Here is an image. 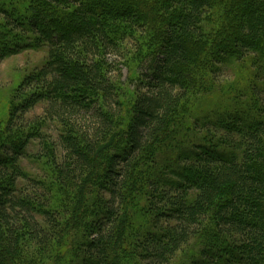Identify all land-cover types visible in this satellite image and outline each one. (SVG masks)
I'll return each mask as SVG.
<instances>
[{"label":"trees","instance_id":"obj_1","mask_svg":"<svg viewBox=\"0 0 264 264\" xmlns=\"http://www.w3.org/2000/svg\"><path fill=\"white\" fill-rule=\"evenodd\" d=\"M12 2L0 5V32L26 30L20 19H32L31 38L48 45V57L22 81L7 123L13 141L0 147V264L14 262L9 256L27 236L40 245L55 240L58 204L72 187L64 237L71 259L60 246L54 264H141L124 263L131 247L142 263L170 264L197 236L202 247L188 264H264V0ZM129 26L147 34L154 63L137 79L128 120L118 126L126 103L110 59L124 57ZM221 64L236 67L237 79L215 92L209 76ZM192 88L218 100L195 95L206 106L193 114ZM42 101L54 141L40 127H25L27 137L13 130ZM31 138L42 151L31 150ZM29 153L46 154L45 179L28 176L20 160ZM142 153L153 163L132 173Z\"/></svg>","mask_w":264,"mask_h":264},{"label":"rangeland","instance_id":"obj_2","mask_svg":"<svg viewBox=\"0 0 264 264\" xmlns=\"http://www.w3.org/2000/svg\"><path fill=\"white\" fill-rule=\"evenodd\" d=\"M29 2L31 0H28ZM3 3H7L13 8V3L12 0H0V5H4ZM15 9L18 10V12L22 15L23 17V7L19 6L16 7ZM39 11L36 10H31L30 15H35ZM12 14L14 16H19L15 10H13ZM1 15V13H0ZM20 19V18H19ZM25 25L23 26L26 30H23L20 28L18 30H11L10 28H7V32H12V35L1 33L0 32V147L4 145L8 139V141H13V136H9L8 131H7V123L9 120V117L13 113V108L19 101L18 98L19 96H23L20 89V85L22 81L25 79V77L30 74L33 70L36 68H39L44 62L46 61L48 57V45L43 44L42 41L38 42L37 38H31L32 34H30V26L32 23V19L23 17L20 19ZM0 23H3V16L0 17ZM6 29V27H3ZM128 31L132 34H130L126 40L121 41V47L123 51L124 57L121 59H110L114 61L116 64V69L117 72L114 74V79L118 83L119 87V92H120V97L123 101H125L124 109H122V112L120 116L118 117L117 124L118 126H121L125 124V121L128 120V114L129 109H130V103L134 100V96L136 93V86H137V79H139L141 76H145L149 74V71L152 72V65L154 63V56L152 52L148 51V36L147 34H140V32L135 28V27H128ZM15 33L17 36H15ZM29 37V42L26 43L27 38ZM9 44V45H8ZM21 44H24L21 45ZM147 51V52H145ZM2 52V53H1ZM220 67L221 72L217 73V76L212 74L209 77L213 78L215 81V86L217 85H227L234 83L235 80L237 79V68L234 67L233 65H225L221 64ZM192 86V85H191ZM190 93V98L192 99V107H193V114H202L203 110L205 109L204 107L206 104L204 103V100H218L215 99L217 94H212L208 92H203L204 97L201 96V100L193 102V98L197 99L196 97L198 95H202L200 91H196L194 88H192ZM215 92L221 91V89L217 86V88L214 90ZM206 94V95H205ZM25 95V93H24ZM195 95H197L195 97ZM208 97V98H207ZM44 102H39L35 105L34 108H32L26 115H25V121H20L24 123H20L23 127L17 128V130L13 129L14 131H19L23 132L22 129H24V132L27 127H30L32 129H38V127L42 128L41 135L44 133L42 136H51V139L54 141L55 137V132L53 129H51L49 126L48 122H45L44 119L42 118V107ZM129 103V105H128ZM182 111H185L184 106L181 107ZM196 110V112H195ZM176 116L177 118L179 117ZM39 118L40 120L36 121L35 123H31L27 125L28 120H32L33 118ZM191 122H194V119L191 118ZM18 123V124H19ZM179 123V122H178ZM27 125V126H26ZM26 127V128H25ZM205 132V131H204ZM26 134V132H25ZM28 134H26L27 137ZM210 135H208L209 137ZM43 138V137H42ZM41 138V139H42ZM19 138L15 139L18 140ZM162 138L158 139V142H161ZM208 140V139H206ZM210 141V140H209ZM31 150H33L34 153H37L38 150H41V144L39 143V140L37 138H31L30 141ZM54 143V142H53ZM15 144V143H14ZM44 146H46L47 151H53V144L52 140L46 139L44 141ZM16 145V144H15ZM14 145V146H15ZM154 145V144H153ZM160 145V144H159ZM158 145V146H159ZM13 146V147H14ZM16 147V146H15ZM38 149V150H37ZM45 149V147H44ZM150 149V148H149ZM37 150V151H36ZM46 150V149H45ZM43 150V151H45ZM55 150V149H54ZM1 151V150H0ZM42 151V150H41ZM109 152L111 150H108ZM112 152V151H111ZM114 152V151H113ZM1 154V153H0ZM46 155V154H45ZM42 156L39 157V155H32L28 154L26 158H23L21 163L24 165V169L28 171V176L35 177L39 176L45 179L44 173H49L50 165L47 164L46 157ZM153 163L152 160L148 158L145 153H142L139 155L136 159V163H134L133 167V172L137 171V174L141 175L144 172V168L147 167V165ZM136 168V169H134ZM51 170V169H50ZM48 175V174H47ZM144 177V176H143ZM97 183V179L92 181L91 184L93 186H90L88 194L87 195H94V192L92 193L93 188H95ZM78 189L77 187H72L71 191L69 193L71 194V197H67L66 199L63 200V203L58 204V217L61 220L60 222L62 223L61 227L59 228V231L57 235L55 236V240L51 244H44L40 245L37 244L35 241H33L31 238L28 236L26 238L22 239V244L19 248L18 253L15 256H9L13 259L16 264H24V262L27 261L26 264H54L52 261L54 260L56 253L58 252V247H62L61 255L63 256L64 252H67V256L69 257L71 247L70 246V238L69 236L66 237L67 239L64 240V237L69 235V226L67 228V220L70 218L71 213H72V208L74 209L75 203H74V195L77 193ZM143 191H140L139 188H137V195H141L143 197L142 193ZM59 194V191L56 190V188L53 190L52 195L54 199H57V196ZM73 195V197H72ZM65 198V197H63ZM145 198V196L143 197ZM53 203H57L52 199V203L49 205H53ZM131 206V209H134L132 204H128ZM146 203L144 204V207H146ZM129 218H135L137 217L136 211H131ZM74 237V236H72ZM201 236H197L193 238L190 242L187 244L183 245L181 249L176 253L175 257L172 259V262L170 264H188V259L193 253H197L198 250H200V238ZM64 241V242H63ZM68 246V247H67ZM131 251L128 252L127 256H125L128 259H124V263H128L129 260L135 259L137 262L141 264H146L142 263L140 260V257L138 254L133 253L132 250H134V247H131ZM59 257V256H58ZM33 258L35 260H33ZM70 258V257H69ZM67 259L70 261V259ZM122 258V256H121ZM123 259V258H122ZM130 261V263L132 262ZM14 262L12 264H14ZM77 264V263H74Z\"/></svg>","mask_w":264,"mask_h":264}]
</instances>
